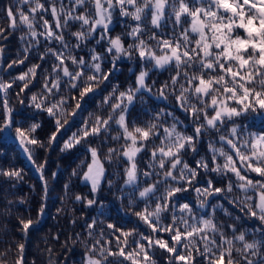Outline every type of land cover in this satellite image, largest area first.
<instances>
[{"label": "snow or ice", "instance_id": "snow-or-ice-1", "mask_svg": "<svg viewBox=\"0 0 264 264\" xmlns=\"http://www.w3.org/2000/svg\"><path fill=\"white\" fill-rule=\"evenodd\" d=\"M3 21L0 148L17 142L40 196L35 217L12 216L30 202L4 197L0 227L9 235L14 219L22 242L0 264L13 251V264H36L28 243L63 174L48 173L57 149L77 161L57 216L80 231L48 233L61 252L46 237L47 264H77V248L78 264H264V0H14ZM125 59L135 70L120 80ZM6 157L0 183L15 188L24 169ZM105 192L128 221L99 218Z\"/></svg>", "mask_w": 264, "mask_h": 264}, {"label": "trees", "instance_id": "trees-1", "mask_svg": "<svg viewBox=\"0 0 264 264\" xmlns=\"http://www.w3.org/2000/svg\"><path fill=\"white\" fill-rule=\"evenodd\" d=\"M14 3V0H0V24H3V8L8 6L9 4ZM123 20V18H121ZM115 29V32H119L121 30L122 25L114 24L112 26ZM115 34V33H114ZM91 44H94L95 41H91ZM10 48L14 51L16 48V40L13 38L11 40ZM87 51V49H85ZM83 54V53H82ZM120 67L122 71H117L114 76L119 78L120 80L124 79V75H131V73H127V68L132 67L135 70V64L132 61L124 60L121 62ZM20 71V68H14L11 70L12 75L17 74ZM167 74H165L166 76ZM165 76H160L159 79H164ZM35 91V89H34ZM154 99V98H153ZM13 103H16L15 98L13 97ZM156 105L162 106V102L155 100ZM178 115L182 116V113L179 111L177 112ZM37 120H41V116H36ZM45 123V131L48 128L47 121ZM259 121H257V125L259 126ZM74 130V129H73ZM43 136V133L41 134ZM0 151L5 152L7 154L6 159L3 161L7 166L8 161H11L12 164L16 165L17 167L24 169V180L22 183H18L15 188H10L9 184L7 183H0V213H3V199L6 197L8 200L17 201L21 197H25L29 200V204L21 205L18 207H13L12 209V216L16 214H23L25 217L28 215L26 211L27 208L30 206L32 207V216L35 217V207L39 200L40 196V180L38 177L37 172L35 171L33 165L27 160L23 152L20 150L17 142L11 137L8 136L3 141V147L0 148ZM51 159L48 165V173L49 177L51 176L52 171L62 172L63 174L60 175L57 181H52L50 179V185L55 191L52 193L51 197L48 200V210L47 215L44 216L42 225L40 226V231L33 232L31 236V240L28 243V259L36 260V264H47V254L43 252V249L48 246L45 243V238L47 237L48 233L55 235L58 232H63L65 236L71 235L73 231H80L79 226L73 229L72 225L70 224L69 220L66 218L65 215L57 216L56 209L61 206V202L57 199V195L60 193V188L63 183H65L70 175V171L73 167H75L76 160L72 156H64L59 157V150H55L49 153ZM45 156L44 152H40L38 155V160L43 159ZM59 157V158H58ZM61 165L60 169L56 168L57 164ZM73 190L87 193L88 189L85 185L79 183L76 178H73ZM115 191V190H114ZM104 195L107 199L104 201L106 208L104 210V215L100 216V219H104L105 216H111L115 219H119L123 217L125 221H128L130 217L124 216L123 211H119V202L115 200L113 195L105 192ZM187 199L190 200L193 204H195V193L190 192L187 196ZM111 201V203H109ZM66 204L69 208L75 207L76 209H80V205H72L71 201H66ZM199 211V209H198ZM83 212L90 213L91 215H97L96 212H91V210L83 209ZM80 215L81 213L78 211L76 213ZM6 222L3 216H0V225H3ZM15 225V220L12 219L11 223L8 224V228L10 229V234L5 235L4 230L0 227V251H2L5 247H7L13 240L22 242L20 240V236L18 231L13 227ZM130 226V225H129ZM47 239L52 243V246L56 249V252L59 254L61 252L60 245L56 244L54 241H51L50 237ZM64 236L61 237L60 243H63ZM80 248L76 249L75 255L72 257V261L77 262L80 259ZM67 256V253H64ZM15 256V252L13 251L7 258L6 264H13V258ZM72 264V262H70Z\"/></svg>", "mask_w": 264, "mask_h": 264}]
</instances>
